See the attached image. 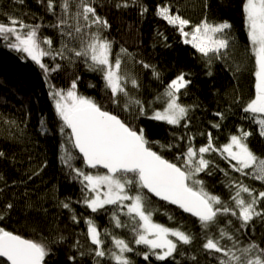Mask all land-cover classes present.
I'll return each instance as SVG.
<instances>
[{"label":"snow or ice","instance_id":"obj_1","mask_svg":"<svg viewBox=\"0 0 264 264\" xmlns=\"http://www.w3.org/2000/svg\"><path fill=\"white\" fill-rule=\"evenodd\" d=\"M131 2L136 4L138 0ZM57 6L61 11L51 27L60 31L62 42L59 49L52 48L50 37L40 34L41 24H29L7 14L8 22H0V42L3 47L21 54L22 59L34 62L46 80L50 73L61 71L62 65L55 63L49 66L44 62L45 57L53 60L60 57L72 66L80 61L89 71L100 74L105 90L110 92L109 99L113 105L125 112H129L130 105L135 106V112L129 113L133 120L144 116L176 126L184 121L183 127L187 129L191 122L189 112L194 107L180 100L182 90L187 95L191 84V80L185 78L187 74H178L169 82L164 93L155 96L153 101L136 98L130 94L128 85L138 90L139 82L126 68H122V55L130 57V54L123 47L120 53L113 54L114 41L104 35V30L110 25L106 18L98 14L95 0H75L74 5L73 0H46V9L53 15H56ZM73 6L76 9L74 13ZM128 6V0L116 4L118 8ZM140 8L141 13L148 11L143 5ZM242 13L249 42L248 50L254 61L255 92L247 102H240L237 98L234 103L240 102L244 118L256 124L258 134L264 137V0H243ZM156 14L175 27L183 43L191 45L206 61L208 75L212 74L213 60L225 59L235 43L230 33L233 26L227 20L209 21L205 16L199 23L193 24L168 3L159 5ZM138 63L143 68H151L153 75L159 79L154 66L143 61ZM78 80V76L72 79L67 89L50 85V96L62 122L59 130L62 134L68 130L66 140L79 153L74 156L67 146L62 145V162L67 166L71 178L82 185L81 199L77 203H82L92 213L106 210V206H114L115 210L110 216L111 224L115 229L129 228L132 234L129 242L114 235L108 228L101 230L92 216H77L71 198H68L67 202H62V207L73 212V222L84 220V234L91 242L87 251L79 252L81 257L91 255L93 264H107L108 261L135 264L129 254H136L151 264V257L157 261L174 259L179 245L193 243L194 236L182 227H170L153 219L155 210L151 209L150 202L143 195L146 189L198 219L204 233L202 249L212 255L217 264H264V247L254 240L240 246L239 237L227 227L233 223L232 219H227L224 227L220 226L225 217H235L240 221V227L235 231L240 232L255 217H264V207H260L264 201V190L258 191L245 184L243 179L232 178L227 169H219V165L206 158V154L216 153L241 177L264 182V157L257 155L248 143L252 131L240 127L236 133L229 134L227 142L220 146L214 142L211 131L199 133L206 136L207 140L200 146L194 142L195 135L180 136L178 140H186L183 148L174 143L160 145L162 148L178 150L170 160L153 150L154 145L160 142L150 141L144 127L126 122L119 115L106 110L95 99L79 94ZM121 98L125 101L122 105ZM156 102H160V107H153ZM215 115L224 118L222 112ZM41 125L46 130L43 120ZM212 127L218 129L220 124H212ZM76 159H82L89 169L103 168L106 171H85L75 167L73 161ZM215 170L222 171L227 179L226 187L230 191L227 201L209 192L204 180L198 178L200 173L211 176ZM7 207L11 208L12 205ZM121 214L128 218L127 222L121 220ZM213 228L217 230L215 233L212 232ZM108 241L111 247L106 248ZM136 245L144 246V250L137 251ZM77 246L78 241L74 247ZM50 250L49 243L43 238H25L0 227V258H6L5 264H45V257ZM70 259L75 261L76 257Z\"/></svg>","mask_w":264,"mask_h":264},{"label":"trees","instance_id":"obj_2","mask_svg":"<svg viewBox=\"0 0 264 264\" xmlns=\"http://www.w3.org/2000/svg\"><path fill=\"white\" fill-rule=\"evenodd\" d=\"M122 2L95 0V6L98 14L106 18L110 25L104 30V35L114 41L113 54L120 53L121 47L130 54V57L122 55V68L135 76L140 85L135 90L129 84L130 94L146 102L153 101L155 96L164 93L169 82L178 74H187L185 78L190 79L191 84L187 95L182 90L180 98L181 103L194 106L189 112L191 122L187 129L183 127L184 121L176 126L144 116L133 120L129 113L135 112V106L130 105L129 112H125L113 105L100 74L89 71L80 61L72 66L60 57L55 60L45 57L44 62L49 66L55 63L62 65L61 71L50 73L46 80L34 62L22 59L21 54L4 48L0 42V152L3 153L0 156V227L25 238H43L48 242L51 250L45 257V264H93L91 255H79L81 250L87 251L91 247V242L84 234V220L73 222V212L62 207V202H67L68 198H71L77 216H92L101 230L108 228L114 235L129 242L132 240L129 228L115 229L111 224L114 206H106V210L92 213L82 203H77L81 199L82 185L71 178L67 166L63 164L62 145L67 146L72 155L79 154L66 140L68 130H65V134L59 130L62 122L50 96V85L67 89L71 80L78 76L79 94L95 99L126 122L144 127L150 141L160 142L154 145L153 150L167 159H173L178 150L162 148L160 145L174 143L183 148L186 140H178L180 136L195 135L194 142L200 146L207 140L206 136L199 133L211 131L214 142L220 146L227 142L229 134L236 133L240 127L253 132L248 140L249 146L257 155L264 157V137L258 134L256 124L244 118L240 106V102H247L255 92L254 61L248 50L243 0H138L136 4L128 0V7H116L117 3ZM165 3L171 4L174 10H178L193 24L199 23L205 16L209 21L227 20L232 24L230 33L235 43L225 59L213 60L211 75H208L209 68L200 54L191 45L183 43L178 30L156 14L158 6ZM141 5L147 7L148 11L141 13ZM75 10L73 6L72 12ZM60 11L59 6L56 15L47 11L46 0H23L22 3L20 0H0V22H8L7 14L29 24H41L40 34L52 39L53 49H59L62 42L59 29L51 27L56 23ZM139 61L154 66L159 79L153 75L151 68H143ZM237 98L240 102L234 103ZM124 102L121 98L120 104ZM153 107H160V102L153 104ZM217 112L224 113V118L216 116ZM42 120L46 130L42 129ZM215 123H219L220 128H213L212 124ZM206 158L219 165V169H227L232 178L243 179L245 184L258 191L264 190V182L241 177L218 154H206ZM73 163L85 171L104 172L102 169L87 168L82 159H76ZM198 178L204 180L209 192L226 201L229 199L230 191L222 171L215 170L211 176L200 173ZM143 195L150 202L151 209L155 210L153 219L156 222L182 227L194 236L192 244L178 246L174 259L157 261L151 257V264H217V260L202 249L204 233L197 218L177 206L156 200L145 190ZM9 204L11 208L7 207ZM260 207H264V201ZM227 219L233 221L227 227L239 237L240 246L254 240L264 247V217H255L240 232L235 231L240 227V221L235 217H225L220 226L224 227ZM121 220L127 222L128 218L121 214ZM216 231L212 229V232ZM60 237L64 239L60 240ZM77 241L82 248L74 247ZM105 247H111L110 241L106 242ZM135 248L137 251L144 250L142 245H136ZM129 255L135 264H148L141 255ZM72 256L76 257L75 261L70 259ZM0 264H5V260L0 258ZM107 264L115 262L108 261Z\"/></svg>","mask_w":264,"mask_h":264},{"label":"water","instance_id":"obj_3","mask_svg":"<svg viewBox=\"0 0 264 264\" xmlns=\"http://www.w3.org/2000/svg\"><path fill=\"white\" fill-rule=\"evenodd\" d=\"M76 151L78 152V150L76 149ZM79 154V153H78ZM86 166V165H85ZM87 167V166H86ZM100 169H102V170H104V171H106L105 169H103V168H100ZM145 191L148 193V194H150V196H152V197H154L156 200H159V201H163L162 199H160L159 197H156L154 194H152V193H150V192H148L146 189H145ZM163 202H166V201H163ZM167 203H169V202H167ZM171 204V203H170ZM173 205V204H172ZM174 206H176V205H174ZM178 207V206H177ZM183 210V209H182ZM185 213H187V212H185ZM187 214H189V215H191L190 213H187ZM192 216V215H191ZM194 217V216H193ZM196 218V217H195ZM1 259H3V260H5L6 261V258H1Z\"/></svg>","mask_w":264,"mask_h":264},{"label":"bare ground","instance_id":"obj_4","mask_svg":"<svg viewBox=\"0 0 264 264\" xmlns=\"http://www.w3.org/2000/svg\"><path fill=\"white\" fill-rule=\"evenodd\" d=\"M76 150V149H75ZM78 153V152H77Z\"/></svg>","mask_w":264,"mask_h":264},{"label":"rangeland","instance_id":"obj_5","mask_svg":"<svg viewBox=\"0 0 264 264\" xmlns=\"http://www.w3.org/2000/svg\"><path fill=\"white\" fill-rule=\"evenodd\" d=\"M101 173H103V172H101Z\"/></svg>","mask_w":264,"mask_h":264}]
</instances>
